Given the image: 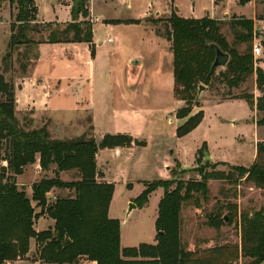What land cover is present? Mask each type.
<instances>
[{
  "label": "trees",
  "instance_id": "obj_1",
  "mask_svg": "<svg viewBox=\"0 0 264 264\" xmlns=\"http://www.w3.org/2000/svg\"><path fill=\"white\" fill-rule=\"evenodd\" d=\"M16 11L10 24L8 49L0 64V264L15 260H34L48 264H79L81 259L96 264H260L264 261V209L253 212L239 210L238 204L220 205L209 215L208 224L217 230L226 223L237 221L241 243H225L206 248L188 250L181 239L182 216L185 202L198 200L195 194L208 196V181L212 178L237 185L250 182L264 190V144L258 143L254 162L245 167L232 165L228 171L216 170L209 163L194 168L201 180L179 182L170 189L168 179L146 183L136 197L139 207L149 201V195L158 187L164 195L158 203L155 221L156 242H142L137 246H122L121 221L109 215L115 183L99 180L103 172L98 168L97 154L103 148L144 145L129 134H106L98 141L93 135L74 138H56L48 125L34 126L32 117L21 122L17 115V92L6 73L14 67V53L21 46L35 47L41 43L92 44L93 22L90 16L91 0H71L72 20L69 22H43L38 18L36 0H8ZM138 19H113L110 23H138ZM234 25L243 29L235 32L239 43L253 39L254 20L237 18ZM165 37L173 52L174 92L185 101L176 115L185 119L177 134L185 135L199 125L204 112L192 113L197 105L196 90L201 82H209L218 45L230 56L222 76L230 87L256 73L257 84L264 91V70L255 66L252 47L242 52L230 45L221 31L218 19L209 15L201 18L183 17L173 13L167 19ZM95 47H92V53ZM26 53V54H25ZM18 52L20 69L27 73L31 63L27 52ZM38 59V54L34 55ZM252 103L251 98H247ZM264 103V102H263ZM262 106V104H261ZM93 130V125H91ZM205 146V144H204ZM207 157V153L204 152ZM39 159L43 171L53 170L54 176H44L32 184V197L26 187L18 183L26 167ZM73 173L66 180L60 173ZM53 188L66 189L68 196H58L49 202ZM35 202V204H34ZM37 207L40 210L37 211ZM228 213L224 214L223 209ZM48 214L55 220L53 227L38 231L35 223ZM36 250L31 252V240ZM241 261V262H240Z\"/></svg>",
  "mask_w": 264,
  "mask_h": 264
},
{
  "label": "rangeland",
  "instance_id": "obj_2",
  "mask_svg": "<svg viewBox=\"0 0 264 264\" xmlns=\"http://www.w3.org/2000/svg\"><path fill=\"white\" fill-rule=\"evenodd\" d=\"M38 1L43 11L50 4L69 5L72 2L71 0ZM94 2L97 11L113 17L141 16L154 6L145 21L149 29L146 31L141 24L135 23L116 27L117 32L122 33L125 39L117 54L118 59L124 60V64H98L95 76L97 103L95 113L98 128L95 131L91 130L92 117L87 113L82 118L76 117L64 128L54 126L52 135L64 136L63 138L93 135L100 141L106 134H118L108 128L107 123L111 119L112 110H124L129 105L140 108L143 112L139 121L141 130L136 137L132 134L131 136L144 141V145L133 144L131 147H136L124 148L122 151L100 149L103 150L100 163L108 160L109 164L106 171L108 180L104 177H100L99 180L115 183L111 201L113 216L110 213L109 215L121 221L122 246H137L142 242L154 243L157 234L155 221L158 216V203L164 195V188L158 187L151 192L149 201L139 207L135 199L145 189L146 183L168 179L173 182L169 187L173 189L181 181L201 180V175L194 169L199 165L209 163L207 170H211L212 165L216 164V170L225 171H228L232 165L251 166L256 157L258 143L264 144V91L257 84L256 73L251 74L238 85L230 87L221 75L226 65L218 67L209 82H201L197 86L196 96L200 85L204 88L198 100L195 99L197 105L193 106L192 113L202 110L203 120L189 133L178 135L177 129L185 119L177 117L176 112L186 104L185 101L177 98L175 92L173 93V52L171 53L170 40L165 37L168 29L167 19L173 13L181 16L180 10L175 9L174 0L161 11L155 7L164 6L166 0H131V9L127 8L128 0H95ZM115 2L121 4V9L113 8ZM176 2L180 4L182 12L186 15L202 17L209 15L218 19L221 31L229 44L237 45L241 52L251 46L255 66L264 70V0H176ZM15 11V6L12 7L8 0H0V64L8 49L10 24ZM195 16L194 18H201ZM241 17L254 20L253 39L250 43H239L236 40L235 32L243 29L233 22ZM44 18L41 16L39 20L44 21ZM96 30L98 37L106 35L105 27L99 23L96 25ZM152 30L156 31L160 38H157ZM256 42L261 45L260 55L254 54L253 46ZM18 52L22 54L27 52V56L31 58L27 73L20 69L22 56L18 58ZM34 55H36V47L26 49L25 46H21L20 51L14 53V67L6 73L7 79L13 81L16 86L20 85L36 65L37 59ZM128 56L140 61V64L137 62L133 64L135 68L132 70L127 64ZM128 74L135 79L138 77L146 79L137 84L136 87L141 88L143 83V91L137 96L134 95L131 101L121 99L116 84L117 80L124 81ZM126 86L127 84H124L125 88ZM247 98H251L252 103ZM17 115L22 123L24 118L30 117L29 112L27 114L19 112ZM118 115L120 120L124 116L121 113ZM118 115L115 118H118ZM46 119L33 122V125L41 126L42 123L45 124ZM48 121L47 125L53 126V123ZM103 131L106 134H103ZM108 131L111 133H107ZM204 152L212 156L206 157ZM46 175L52 177L55 174L53 170L45 172L37 168L34 163L28 165L24 175L18 176V179L25 183V187H31L32 183ZM60 176L66 180L74 178L73 173L67 172L60 173ZM208 187L206 198L196 193L197 201L191 199L183 205L181 239L188 250L225 243H241V232L237 221L229 223L227 217L228 220H225L226 223L219 230L208 224L209 215L216 213L220 205L228 202L237 203L239 210L247 212L264 209V190L256 188L250 182L243 180L234 185L212 178L208 181ZM50 192L54 195L50 200L70 194L68 190L59 188H53ZM131 203L136 204V207H132L130 211ZM39 210L37 208V211ZM222 211L224 214L228 213L227 208ZM39 226L41 227V223L37 225ZM12 264L36 263L21 261ZM79 264L90 263L86 259H81Z\"/></svg>",
  "mask_w": 264,
  "mask_h": 264
},
{
  "label": "crops",
  "instance_id": "obj_3",
  "mask_svg": "<svg viewBox=\"0 0 264 264\" xmlns=\"http://www.w3.org/2000/svg\"><path fill=\"white\" fill-rule=\"evenodd\" d=\"M95 0L90 2V16L92 17L94 37L92 44L86 42H77V43H41L36 47V54H38V59L34 68L30 74L24 77V80L20 85L16 86L17 92V113L22 112L27 114L29 112L30 117L34 119V122H41L43 118L45 124L50 120L53 123V126L48 125L49 130L53 133V127L58 125V127L64 128L65 125L75 120L76 117L82 118L87 113L91 114L93 130L95 131L97 126V115L95 113L96 108V95H95V76L98 64H124L123 59H118L117 54L120 49V45L124 43V36L122 33L117 32V26L120 25H131L133 23H110L109 20L113 19H138V23L141 24L143 29L146 31L149 29L145 25L146 18L150 15L152 9L146 10L141 16H130V17H121L120 15H115V17L110 16L109 14L103 15L101 11H97L95 7ZM106 1V0H105ZM123 1V0H122ZM131 0H128L127 8L131 9ZM173 0H166V3L162 7H155L158 10H164L165 6H168L169 3ZM214 1V0H213ZM94 2V6H93ZM176 7L180 10V14L183 17H194L193 15L189 16L182 12V7L180 4H177L174 0ZM38 5V18L45 17L43 22H69L72 20L71 15V4L64 5L61 3L50 4L49 7L43 11L39 5V1L36 0ZM215 4V2H214ZM216 5V4H215ZM113 8L117 10L121 9V4L113 3ZM175 7V9H176ZM119 14V13H118ZM202 17V16H195ZM97 23L101 24L102 27H105L106 35L103 37H98L96 25ZM152 32L157 38H160L156 31ZM108 38H112L111 41ZM92 47H95V52L92 53ZM172 53V51H171ZM116 56V57H115ZM129 57V56H128ZM173 57V53H172ZM137 62L140 64V61L134 57H129L127 64L130 69H134L133 64ZM130 71V70H129ZM174 79V75H173ZM143 77H138L135 79L128 74V77L124 81L117 80V88L120 90L121 99L131 101L134 98V95L140 94L143 91V83L141 88L136 87L140 82L145 81ZM174 82V80H173ZM124 84L126 88L124 87ZM173 86V85H172ZM173 93H174V86ZM138 92V93H137ZM143 93V92H142ZM132 95V97H130ZM142 95V94H141ZM144 95V94H143ZM130 108V109H129ZM124 115L121 120L119 119L118 114ZM140 108H135L133 105H129L124 110L114 109L111 111V119L108 120V128L113 129L114 133H123V134H132L136 137L137 133L140 132L141 128L139 127V121L142 115ZM118 115V118L115 116ZM113 117V118H112ZM74 118V119H73ZM137 123V124H136ZM42 123V125H45ZM41 125V126H42ZM55 128V127H54ZM111 133V132H107ZM54 134V133H53ZM95 134V133H94ZM103 134H106L103 131ZM56 137V138H63ZM95 137V136H94ZM66 138V137H65ZM136 147V146H133ZM133 147H115V148H106L103 150H116L122 151L124 148ZM99 150L97 154V164L98 168L103 172V176L108 180L106 171L108 168L109 161L105 160L100 163L101 151ZM105 152V151H104ZM212 156V155H210ZM37 168L42 169L40 166L39 159L35 162ZM103 168V169H101ZM26 171V170H25ZM25 173V172H24ZM24 173L22 175H24ZM19 175V176H22ZM18 183L20 185H25V183L20 182L17 177ZM40 180V179H39ZM38 181V180H37ZM112 182V181H111ZM33 184V183H32ZM26 186V185H25ZM27 194L32 197V185L31 187H26ZM54 195L52 192L49 193L48 199L51 202ZM35 204V202H34ZM40 209V207H37ZM110 215H112V202L110 204ZM116 217V216H115ZM47 219V220H45ZM45 222V224H43ZM41 223V227H37ZM55 220L44 214L38 218L35 223V228L38 231L44 230L47 228L53 227ZM125 246V245H123ZM36 250V240H31V254ZM29 261L36 264H48L41 261L34 260H15L8 261L7 264H12L13 262ZM90 264H96L95 261L88 260ZM261 262L260 264H263Z\"/></svg>",
  "mask_w": 264,
  "mask_h": 264
},
{
  "label": "water",
  "instance_id": "obj_4",
  "mask_svg": "<svg viewBox=\"0 0 264 264\" xmlns=\"http://www.w3.org/2000/svg\"><path fill=\"white\" fill-rule=\"evenodd\" d=\"M176 10H178V7H176ZM215 49H216V56H215V60L212 64L210 73H212L213 71H215L218 67L220 66H225L228 61H229V54L225 51H223L218 45H215ZM204 86L200 85L199 91H198V95L196 96V100H198L200 93L202 92ZM210 154L207 153V157H209ZM132 207H136V204L131 203V207H130V211L132 209ZM225 220L227 221V216H225ZM7 264V263H5Z\"/></svg>",
  "mask_w": 264,
  "mask_h": 264
},
{
  "label": "built area",
  "instance_id": "obj_5",
  "mask_svg": "<svg viewBox=\"0 0 264 264\" xmlns=\"http://www.w3.org/2000/svg\"><path fill=\"white\" fill-rule=\"evenodd\" d=\"M109 41L112 40V38H108ZM253 49H254V54L255 55H260L261 54V45L260 43H255L254 46H253Z\"/></svg>",
  "mask_w": 264,
  "mask_h": 264
}]
</instances>
